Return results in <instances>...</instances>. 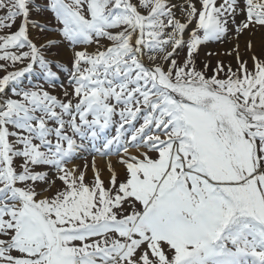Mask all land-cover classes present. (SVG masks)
Here are the masks:
<instances>
[{
    "label": "snow or ice",
    "instance_id": "1",
    "mask_svg": "<svg viewBox=\"0 0 264 264\" xmlns=\"http://www.w3.org/2000/svg\"><path fill=\"white\" fill-rule=\"evenodd\" d=\"M0 72V264H264V0H0Z\"/></svg>",
    "mask_w": 264,
    "mask_h": 264
},
{
    "label": "rangeland",
    "instance_id": "2",
    "mask_svg": "<svg viewBox=\"0 0 264 264\" xmlns=\"http://www.w3.org/2000/svg\"><path fill=\"white\" fill-rule=\"evenodd\" d=\"M221 46H225V44H224V43H210V44H208L207 46H205L206 49H204V50H203L204 53H202V55L204 56V57H203L204 59H203L202 62H204L205 60H207L208 58H210V62H211L212 64H215V61H216V59H218V56H208L207 53H208V52L216 53V52L212 51V49H213V48H216V50H217V49H219ZM203 48H204V47H203ZM69 55H70V53H69ZM183 55H184V53H181V56H182V57H183ZM3 74H4L3 72H0V76H2ZM112 159L115 161L116 157H112ZM91 160H92V156L89 155V156H86V160H80V161H78V163L83 164V163H85L86 161H87V162H91ZM97 161H98L99 163H101V165L103 164V161H101L99 157H97Z\"/></svg>",
    "mask_w": 264,
    "mask_h": 264
},
{
    "label": "bare ground",
    "instance_id": "3",
    "mask_svg": "<svg viewBox=\"0 0 264 264\" xmlns=\"http://www.w3.org/2000/svg\"><path fill=\"white\" fill-rule=\"evenodd\" d=\"M228 48H229V45H228V44H225V46H221V47H220L219 49H217V50H216V48H213L212 51H214V52H216V53H217V52H219V53H223V52H224L226 49H228ZM204 49H206V47H204V48L201 49V51H200V55H199V62H200L201 64L203 63L202 61H203V59H204V58H203L204 56L202 55V53H204V52H203ZM218 59H227V58L224 57L223 55H220V56H218ZM207 60L210 61V58H208Z\"/></svg>",
    "mask_w": 264,
    "mask_h": 264
}]
</instances>
